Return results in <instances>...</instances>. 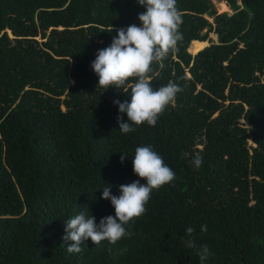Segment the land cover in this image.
<instances>
[{
    "label": "trees",
    "instance_id": "trees-1",
    "mask_svg": "<svg viewBox=\"0 0 264 264\" xmlns=\"http://www.w3.org/2000/svg\"><path fill=\"white\" fill-rule=\"evenodd\" d=\"M224 1L230 11L177 0L184 39L150 75L154 89L171 81L182 91L155 126L125 134L113 101L130 100L136 78L105 90L91 62L117 30L141 26L144 7L0 0V264H201L183 242L189 226L197 249L214 253L205 264H264V0ZM193 40L207 44L191 53ZM142 145L175 179L153 190L130 238H89L69 253L70 218L114 217L104 187L118 196L120 185L146 183L131 162Z\"/></svg>",
    "mask_w": 264,
    "mask_h": 264
},
{
    "label": "clouds",
    "instance_id": "clouds-1",
    "mask_svg": "<svg viewBox=\"0 0 264 264\" xmlns=\"http://www.w3.org/2000/svg\"><path fill=\"white\" fill-rule=\"evenodd\" d=\"M137 3L145 9L138 15L141 26L133 24L126 29L117 30L112 43L98 50L95 60L91 62V68L98 76V85L105 90L109 86L123 87L130 78H136L134 83L128 85L131 89L130 100L123 103L119 100L113 101L118 105V111L127 116V121L117 117L119 130L125 134L135 131L133 125L147 123L155 126L159 115L182 91L181 87L171 81L154 89L150 75L153 72V63L163 69V61L170 52L179 51L178 43L184 39L183 33L179 31L183 14L176 6L177 0H137ZM126 158L122 154L121 162ZM131 162L134 174L146 183L141 184L136 180L120 185L118 196L111 194V185L104 187L101 198L111 202L114 217H103L97 224L94 217L81 211L70 218L65 223L66 235L63 237L65 241L72 242L67 247L69 253L82 252L81 245L89 238L95 245L104 240L115 245L122 238H130L133 233L126 226L146 213L145 205L153 190H158L175 179V172L165 164L162 156L151 145L137 147ZM191 163L199 168L203 163L202 157L197 155ZM200 230L207 232V225H201ZM194 232L193 227H187V239L183 242L188 248L195 249L201 264H205L214 253L206 244L197 249Z\"/></svg>",
    "mask_w": 264,
    "mask_h": 264
},
{
    "label": "rangeland",
    "instance_id": "rangeland-1",
    "mask_svg": "<svg viewBox=\"0 0 264 264\" xmlns=\"http://www.w3.org/2000/svg\"><path fill=\"white\" fill-rule=\"evenodd\" d=\"M212 3L214 4L216 10L218 12H222V11H230V8L228 7L227 3L224 0H211ZM222 2V3H221ZM211 37H213L215 39L214 34H211ZM195 41V40H193ZM202 42V41H201ZM191 44V43H190ZM199 50V49H198ZM196 50V51H198ZM195 51V52H196ZM191 52V51H190ZM195 52H191V53H195Z\"/></svg>",
    "mask_w": 264,
    "mask_h": 264
},
{
    "label": "bare ground",
    "instance_id": "bare-ground-1",
    "mask_svg": "<svg viewBox=\"0 0 264 264\" xmlns=\"http://www.w3.org/2000/svg\"><path fill=\"white\" fill-rule=\"evenodd\" d=\"M222 3V2H221ZM205 41H191V44L189 45V51L195 52L196 50L200 49L203 45H205Z\"/></svg>",
    "mask_w": 264,
    "mask_h": 264
},
{
    "label": "crops",
    "instance_id": "crops-1",
    "mask_svg": "<svg viewBox=\"0 0 264 264\" xmlns=\"http://www.w3.org/2000/svg\"><path fill=\"white\" fill-rule=\"evenodd\" d=\"M196 41H198V40H196Z\"/></svg>",
    "mask_w": 264,
    "mask_h": 264
},
{
    "label": "water",
    "instance_id": "water-1",
    "mask_svg": "<svg viewBox=\"0 0 264 264\" xmlns=\"http://www.w3.org/2000/svg\"><path fill=\"white\" fill-rule=\"evenodd\" d=\"M206 44H207V42H206Z\"/></svg>",
    "mask_w": 264,
    "mask_h": 264
}]
</instances>
